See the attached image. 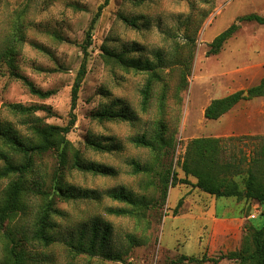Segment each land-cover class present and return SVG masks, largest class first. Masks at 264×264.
Returning a JSON list of instances; mask_svg holds the SVG:
<instances>
[{"label":"rangeland","instance_id":"374dc122","mask_svg":"<svg viewBox=\"0 0 264 264\" xmlns=\"http://www.w3.org/2000/svg\"><path fill=\"white\" fill-rule=\"evenodd\" d=\"M106 1L0 0V54L19 26L24 39L18 44L17 71L37 87L54 91L40 98L22 80L12 77L3 62L0 119L26 133L22 117L11 112L7 104H45L54 114L39 111L37 115L48 123L64 125L69 118L75 77L88 56L75 108L77 120L68 138L84 159L113 167L116 174L100 175L73 168L69 154V164L62 169L67 183L102 194L122 186L140 193L145 185L148 194H153L150 183L155 178L134 173L130 161H153L151 149L136 145L132 138L151 135L157 128L173 141L174 148L164 161L178 177H184L181 164L191 139L238 135L218 138L224 147L223 159L237 167L233 168V177L242 183L263 141L264 99L241 100L231 113L218 119L205 118L204 109L213 98L247 88L264 74V24L243 21L218 53L207 51L214 37L240 15L256 12L264 16V0H108L95 23L86 54V31L99 5ZM103 47L159 65L156 69L160 80L154 82L147 110L141 105V89L151 73L123 68L110 59ZM186 74L188 83L184 89ZM111 105L128 108L134 117H93L96 110ZM245 124L252 127L246 129ZM89 136L108 141L111 150L91 148L86 143ZM3 164L0 158V166ZM56 166L60 164L53 152L43 155L42 171L51 173ZM189 179L192 183L169 188L165 204L148 210L147 223L108 213L107 208L125 204L106 194L101 200L58 201V207L66 213L65 217L56 216L62 226L60 234L65 237L79 225L75 223L99 215L112 227L109 250L123 254L127 249L124 257L133 264H238L233 259H216L222 252L240 247L248 221L262 224L261 205L234 196L208 194L193 185L194 177ZM8 180L9 177L0 179V193ZM129 234L140 243L129 247ZM2 247L0 241V255ZM67 247L57 241L38 249L47 253L48 264H125L101 256L74 257ZM182 254L199 260L172 262Z\"/></svg>","mask_w":264,"mask_h":264},{"label":"trees","instance_id":"16d2710c","mask_svg":"<svg viewBox=\"0 0 264 264\" xmlns=\"http://www.w3.org/2000/svg\"><path fill=\"white\" fill-rule=\"evenodd\" d=\"M108 0L99 5L98 11L93 16L86 31V54L92 44V34L95 23L101 14L102 8ZM125 20H128L124 17ZM243 21H255L264 24V16L252 12L240 15L226 29L217 34L209 43L208 54L218 53L225 42L231 38L240 28ZM23 31L18 26L12 38L5 44L0 54V71L2 63L9 66L12 77L22 80L30 91L40 98H47L54 93L53 90H44L37 87L26 75L17 71L16 55L18 44L23 41ZM110 59L126 69L145 70L151 73L141 89L142 108L147 110L153 96L154 82L160 80L157 71L159 65L149 60L141 62L129 57L125 52L118 53L103 47ZM87 57H84L77 75L75 77L72 92L71 106L68 112V121L64 125L52 124L44 121L37 115L39 111L52 113L49 106L45 104L24 105L22 103H9L7 107L16 115L22 117L21 123L26 125V133L14 126L10 121L0 119V158L4 164L0 166V179L9 177V180L0 193V241L2 242V253L0 264H48V255L38 247H49L57 241L67 245L74 257L88 255L105 257L109 260L123 261L125 264H133L126 261L127 249L123 254L118 251L109 250L112 227L99 215L91 217L83 223L74 227L64 237L60 234V221L56 216H66L63 209L58 207V201H70L76 199L101 200L103 194L123 202L125 205L118 208H107V212L120 216H130L139 223L148 222L147 212L150 209L158 208L165 204L170 187L177 184H189L192 181L190 176L195 178L194 186L214 196H234L238 199H245L258 202L262 209L260 216L263 222L260 225L248 221L245 224V233L239 248L222 252L218 259L228 258L238 261V264H264V137L257 157L247 169V175L243 182L233 177L232 163L223 159L222 139L218 137H195L191 139L181 164L184 177H178L171 173V167L167 166L164 157L174 148L172 139L164 135L161 128H157L151 135H141L132 138L138 146H145L151 149L153 161L140 163L131 160L133 172L136 174H148L153 176V194H148L147 187L136 193L126 190L123 186L117 190H107L103 194L97 190H86L67 183L63 178L62 169L68 166L69 154H71V166L81 171L93 174L110 175L116 174L113 167L92 162L84 159L76 149L68 133L75 125L77 116L75 108L80 86L87 72ZM184 89L187 86V74ZM180 90H178V93ZM163 102L165 91L162 93ZM161 97V96H160ZM264 97V76L258 83L249 86L247 89H240L221 97L213 98L204 109V116L207 119H218L230 111L240 100ZM163 106V103L160 104ZM93 117L98 120H131L134 115L128 108L116 109L113 105L104 106L96 110ZM88 146L98 150H111L110 143L97 140L92 136L86 138ZM117 146V145H116ZM117 148V147H116ZM48 152H53L60 167L56 166L50 172L42 171V157ZM147 186V184H146ZM182 202L179 200L178 205ZM35 205L33 212L32 206ZM177 207L175 208V210ZM175 212V211H174ZM82 222V221H81ZM70 228V227H69ZM129 247L139 244L134 235H128ZM139 242V243H138ZM185 260L197 261L195 256L182 254L174 259L173 263H181Z\"/></svg>","mask_w":264,"mask_h":264},{"label":"crops","instance_id":"0c3cea01","mask_svg":"<svg viewBox=\"0 0 264 264\" xmlns=\"http://www.w3.org/2000/svg\"><path fill=\"white\" fill-rule=\"evenodd\" d=\"M262 68H264V66H262ZM264 76V74L259 78V80L262 78ZM251 78V77H250ZM259 80H258V82H259ZM258 82H252L251 84H249L248 86H247V88L249 87V86H251V85H254V84H256V83H258ZM247 88H245V87H242V88H239L238 90H240V89H247ZM259 99L261 100V99H264V97H256V98H253V99H251V100H258L259 101ZM245 100H248V99H245ZM241 101V100H240ZM260 103H262V101H260ZM238 104V103H237ZM235 108V106L230 110V111H228L227 113H225V114H229V113H231L232 112V110ZM224 114V115H225ZM245 127H246V129H249V127H252V125L251 124H245L244 125ZM214 136H217V137H232V136H238V135H214Z\"/></svg>","mask_w":264,"mask_h":264},{"label":"built area","instance_id":"2783aa9c","mask_svg":"<svg viewBox=\"0 0 264 264\" xmlns=\"http://www.w3.org/2000/svg\"><path fill=\"white\" fill-rule=\"evenodd\" d=\"M252 216H255V214H252Z\"/></svg>","mask_w":264,"mask_h":264}]
</instances>
